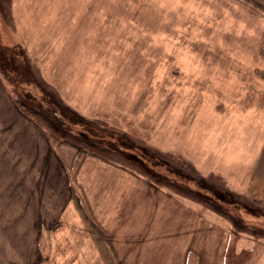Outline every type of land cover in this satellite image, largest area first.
Returning a JSON list of instances; mask_svg holds the SVG:
<instances>
[{"label":"rangeland","instance_id":"374dc122","mask_svg":"<svg viewBox=\"0 0 264 264\" xmlns=\"http://www.w3.org/2000/svg\"><path fill=\"white\" fill-rule=\"evenodd\" d=\"M244 9L237 0H0V264L18 263L28 244L26 191L45 201L44 217L57 210L47 204L56 175L38 127L55 148L65 143V158L79 148L76 165L84 150L99 152L155 183L162 200L137 206L127 173L98 174L102 212L139 208L123 218L137 216L131 232L141 240L148 233L144 264H264V209L217 174L225 157L250 164L259 138L245 121L263 127L264 28ZM213 113L217 129L218 117L233 116L242 134L202 160L187 137ZM210 158L215 174L201 163ZM153 207L160 224L151 228ZM23 210L20 230L5 229Z\"/></svg>","mask_w":264,"mask_h":264},{"label":"crops","instance_id":"0c3cea01","mask_svg":"<svg viewBox=\"0 0 264 264\" xmlns=\"http://www.w3.org/2000/svg\"><path fill=\"white\" fill-rule=\"evenodd\" d=\"M237 2L245 6V12L252 13L253 16H256V18L260 20L257 22H261L263 25L262 27L264 28V0H237ZM241 22L243 25L244 21L242 20L240 23ZM258 27L259 25L256 28ZM262 108L264 109V107ZM24 118L33 125L37 126L32 119L26 116H24ZM215 119L216 116L213 113L210 117V122L208 121L207 124L203 125L202 129L192 133V135H197V137H192V135H190V138L187 137V144L191 139V145L193 146V150L190 148V152L193 151L195 156L203 155L202 160L205 157V153L214 156V145L216 143L218 146H222L223 143L225 145L232 133L234 136L242 134V128H238L237 126L235 129V124L238 121L237 118H234L233 116L232 118L218 117V129L216 127L217 123L211 122V120L215 121ZM262 119L263 127L261 130L259 129V126H257L259 125L257 117H255V119L250 118L245 121V125H256L257 130L255 134L259 138L257 139L258 144L252 145L253 148L251 146L250 153H248L250 154V166L248 165L249 167L244 166L241 168V166H239L240 163L235 165L232 161L227 160L225 157L224 164L222 165L223 168H220L217 174H220V176L228 178L234 182V184H232V191H235L234 193L242 195L241 193L243 192L247 198L255 201L257 205L264 209V115ZM250 120L252 122H250ZM246 128L247 127H244V130H246ZM38 130L44 140V149L48 152V157L51 158H48L47 162L53 163V172L56 175V177L46 179L50 180V182L52 181V183L56 185L54 192H52L50 188L48 189L47 186L44 187V189L49 192V201H47V204H57V210L49 212L50 215L44 217L46 210L43 205L45 201L41 200V196H39L36 189L30 188V191L25 192L28 198H26V204L28 206L27 210H30L31 212V220L26 225L25 234H23L22 237L27 239L28 244L25 246V251H21L22 249L19 251L20 255L17 258L18 260H13L12 258L13 263L54 264L55 261L60 260L65 264H129L132 259L135 262L137 260V264H144L146 256L142 257V254L146 252V240L148 238V233L147 237L146 234H144L143 239L141 240L142 232L140 229H135L131 232V227L137 219V216L129 215L128 219L123 218L125 216L123 213L125 209L126 212L131 213L139 211V208L131 207L127 209V204L121 203L115 204L112 211H109V213H105L106 211L102 212V209L98 207L101 206V202H99V200L102 199V193L98 191V174L101 169V173H105L106 175L108 172L127 173L128 177L126 180L128 179L130 183L131 180L134 181L132 185L134 184L137 186V190L135 189L136 194H132L131 192L130 195L134 197L132 201L129 200L128 203H132L137 206H140L142 203H146L148 200H153V203L155 204L157 199L162 200L161 196H157V194L153 192L155 190L153 188L155 183L153 184L148 180V178H144V175L142 174H136V172L132 170V167H123L122 164L116 161L112 160V162L111 158H109L107 154L99 152L84 150L82 160H79V164L76 165L75 162L79 159V148L76 150L75 155L73 154L71 158L69 157V159H67L65 158L63 150H61L65 146V143H62L55 148L50 144L49 134L43 132L39 127ZM260 134H263L262 139H260ZM190 152L186 154L187 157L190 156ZM221 155L218 159L222 158ZM28 156H31L29 169L32 171L35 167V154L31 153ZM190 157L191 159L194 158L192 155ZM208 157L209 156H207V158ZM218 159L214 161L213 158H210V160L207 161L209 164L207 166L203 161H201V163H203L206 167V169L204 168L206 173H216L213 171V164ZM100 166L102 168H99ZM108 176L109 175H107V177ZM241 178H246L245 182H240ZM35 179V175H32L31 173L30 180L35 182ZM46 180L44 179V181ZM124 180L125 179H123V181ZM240 183L241 189L240 187L238 188ZM107 186L111 189V197L114 196V194H112V192H114V189H112L113 186L111 187V185L108 184ZM149 188L152 191H150ZM227 189L229 190V188ZM51 193H53V197L50 196ZM16 194H18V192ZM164 194L169 197V199L172 198V193L169 194L168 192L166 194L164 192ZM43 196L46 197V194ZM137 197L138 199L134 200ZM53 199L56 201H53ZM123 202H126V200L124 199ZM105 203L107 204L108 202ZM35 204L39 206L42 205L40 206V210H34ZM84 205H86L88 212L84 210ZM93 205H96L97 207H94ZM17 208H13L12 212L17 214ZM41 208L43 213H41ZM112 212L113 214H111ZM23 214L24 210L21 216L16 215V217H13V220L10 219L9 221H6L9 225H7L5 229L9 227L12 232L20 230L19 225L24 216ZM150 220L152 221L151 228L155 227L157 223L160 224L156 208H154V215ZM41 227L43 233H41ZM5 234V238L7 240L8 235H11V233L8 232ZM44 236L47 238V242L45 244L46 250L42 251L41 240ZM114 236H117V240L120 243L115 242ZM130 255L134 257H131ZM142 260H144V263Z\"/></svg>","mask_w":264,"mask_h":264}]
</instances>
